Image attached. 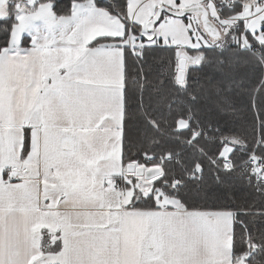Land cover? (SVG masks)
<instances>
[{"label":"crops","instance_id":"obj_1","mask_svg":"<svg viewBox=\"0 0 264 264\" xmlns=\"http://www.w3.org/2000/svg\"><path fill=\"white\" fill-rule=\"evenodd\" d=\"M115 17L79 0L68 15L43 4L16 16L0 54V264H234L233 212L113 201L118 179L137 168L122 163L125 53L88 46L122 37ZM260 26L248 31L264 44L263 20ZM111 142L116 152L79 163L76 155L110 150ZM84 198L100 200L78 202ZM46 232L65 237L57 262H46Z\"/></svg>","mask_w":264,"mask_h":264},{"label":"trees","instance_id":"obj_2","mask_svg":"<svg viewBox=\"0 0 264 264\" xmlns=\"http://www.w3.org/2000/svg\"><path fill=\"white\" fill-rule=\"evenodd\" d=\"M74 1L78 0H39L36 6L51 3L57 15H68ZM89 1L113 15L127 11L128 0ZM14 9L8 17L0 16V54L9 48L17 24ZM236 12L225 10L224 15ZM123 21L124 37H100L88 48L116 45L125 53L124 167L138 163L137 168L161 169L154 188L164 191L182 209L233 212L234 264H264V189L259 190L242 166L255 148L264 161V44L249 31L245 33L238 22L229 31L238 41L234 44L187 48V54L181 55L175 46L157 44L144 47L135 56L125 42L131 25L137 35L141 29ZM244 34L258 48L260 58L243 47ZM28 41L23 39V48L30 46ZM183 56H198L199 60L188 67L187 59L185 80L179 83ZM181 122L185 126L189 122V128L180 127ZM227 145L235 147L233 170L222 169L219 160ZM29 149L30 133L26 131L23 158ZM175 179L182 185L169 188L167 183ZM155 196L154 192L135 195L132 207L157 209Z\"/></svg>","mask_w":264,"mask_h":264},{"label":"rangeland","instance_id":"obj_3","mask_svg":"<svg viewBox=\"0 0 264 264\" xmlns=\"http://www.w3.org/2000/svg\"><path fill=\"white\" fill-rule=\"evenodd\" d=\"M38 0H14L15 6H13L15 9L13 10L15 12V16L17 14L26 13L28 10H31L35 7ZM193 4H203L206 9L209 12V17L211 20H214L220 25V28L222 29L220 31V37L212 38L210 37L205 29L203 28V24L201 21V16L198 13L193 14H187L184 18H178L175 16H170L168 14H163L161 21L156 24L155 28L152 31H149L147 29L148 23L152 20V18L155 16L156 11L161 6H167L175 11H182L183 9L193 5ZM85 5L87 7H90L92 5V1H85ZM2 10V17H8L9 11L7 9H1ZM249 13L246 11L241 16L242 17H248ZM118 20H126L130 23L135 24L137 27L139 26L141 29V34H136L134 27L130 26V31L132 32L130 35H132V38L134 36H139L142 38V44L138 49H136L135 53L131 52L137 56L141 53L144 47L146 46H152L161 44L164 46H175L178 50V55H181L182 53H186L187 48L191 49H199L202 47H209V46H218V47H224L230 44H234L238 42L236 39L232 38L229 35L230 27L232 24H222L219 21H217L216 14L214 11V6L210 1L206 0H128L127 3V11L124 14H116ZM264 21L263 17H258L256 19H253L250 21L248 30L251 33H255L256 29H259L260 22ZM124 23V21H123ZM23 26V24H20ZM22 26L14 33L15 38L18 39L19 33L22 30ZM89 26V25H88ZM100 30H103V28H100ZM261 31V30H259ZM126 34V28L125 25L123 26V33L122 37H124ZM261 36V34H260ZM129 37H127L126 43H129ZM243 42V40H242ZM184 57V56H183ZM190 58V59H188ZM189 60L188 67L193 63L194 60H199L198 56L195 57H187ZM186 122V121H185ZM181 122L179 124L180 127L183 126V123ZM113 140L115 138L113 137ZM112 146H110V150H85L84 153L81 152V155H76L78 161L80 164L87 165V159H89V156H92L93 159H100L106 156V153H114L115 148H117V145L114 142H111ZM114 148V149H113ZM256 153V148L251 153ZM248 154L247 158L250 156ZM258 154V153H256ZM259 155V154H258ZM260 156V155H259ZM169 157H166L168 159ZM164 161V160H163ZM135 165V168L138 167V163L133 164ZM144 169H148V167L143 166ZM79 173H81L83 176H85V171H88L87 167L79 166L78 167ZM85 179V177H83ZM157 178H154L152 180H145L143 176H138L135 174V172L132 173V175H129L126 178H119L117 181V187H118V197H115L113 195V201L115 202L118 199V202L121 200L123 203L127 204V206L132 207V199L135 195L141 194L142 196H146L148 194H151L154 192L156 195V204L158 207H180L179 203L175 201L174 199H171L166 194H164V191H162L159 188H154V184L156 182ZM172 183V182H171ZM171 183H167L169 188L172 187ZM97 184V183H95ZM82 185H87V182H83ZM100 186H103L104 183H99ZM155 189V190H154ZM172 189V188H171ZM264 189V185L260 187V190ZM111 192L113 193V190L111 189ZM120 193H124V197L121 198ZM131 198V199H130ZM100 199L94 198H84L79 199L78 202L83 204H88L90 202H96ZM45 250L48 255L46 256V262H50L51 260H61L63 253L57 254L60 251H62L64 245H65V237L63 235H56L52 232H46L45 233ZM57 238V243H52V238ZM54 250V251H49ZM243 264V263H240Z\"/></svg>","mask_w":264,"mask_h":264},{"label":"built area","instance_id":"obj_4","mask_svg":"<svg viewBox=\"0 0 264 264\" xmlns=\"http://www.w3.org/2000/svg\"><path fill=\"white\" fill-rule=\"evenodd\" d=\"M181 1V0H176ZM207 1V0H206ZM214 6V11L216 14L217 21L224 24H232L240 22L244 25L245 33L248 32V26L251 20L256 19L258 17L264 16V0H208ZM236 11L237 12L231 16H225L224 11ZM248 11V17H242L241 15ZM231 25V26H232ZM132 32L130 31V34ZM129 48L135 53L136 49L140 47L142 44V38L139 36L129 35ZM243 47L246 49H250L257 57H261L260 52L257 50L256 46L249 44L245 38V34L243 36ZM185 128H189V122L185 126ZM199 131H194V135H198ZM235 151V147L233 145H227L224 147L222 152L219 155V160L222 162V169L233 170L232 164V155ZM178 159H175L177 162ZM245 171L248 173L249 177L254 180L255 185L259 188L264 185V161L261 156L256 154L255 152L251 153L247 160L243 163ZM182 185V182L179 179H175L172 183L173 188H178Z\"/></svg>","mask_w":264,"mask_h":264},{"label":"water","instance_id":"obj_5","mask_svg":"<svg viewBox=\"0 0 264 264\" xmlns=\"http://www.w3.org/2000/svg\"><path fill=\"white\" fill-rule=\"evenodd\" d=\"M2 3H5L2 2ZM1 4V0H0ZM168 14L170 16H175L178 18H184L187 14L198 13L201 16V21L203 24V28L207 32V34L212 38L220 37V31L218 27L213 23V21L209 17V12L204 5H196L192 7H188L183 9L182 11H175L167 6H161L156 11L155 16L152 20L148 23L147 29L152 31L156 24L159 23L163 14ZM188 60L186 57H182L179 62V71L177 80L179 83H183L185 80V74L187 69ZM136 174L138 176H143L145 180H152L154 178L160 177L162 175L161 169H144V168H136Z\"/></svg>","mask_w":264,"mask_h":264},{"label":"flooded vegetation","instance_id":"obj_6","mask_svg":"<svg viewBox=\"0 0 264 264\" xmlns=\"http://www.w3.org/2000/svg\"><path fill=\"white\" fill-rule=\"evenodd\" d=\"M4 1H5V3H2ZM13 1L14 0H1V4H0V16H2V10L1 9H7L8 11H10L11 9H13V7L11 6V5L15 4V2H13ZM58 1H60V0H58ZM43 4H51V3H43ZM43 4H39V5H43ZM36 5H37V3H36Z\"/></svg>","mask_w":264,"mask_h":264}]
</instances>
